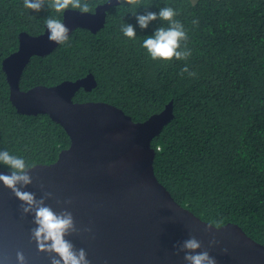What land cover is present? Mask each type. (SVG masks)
I'll return each instance as SVG.
<instances>
[{
  "label": "trees",
  "instance_id": "trees-1",
  "mask_svg": "<svg viewBox=\"0 0 264 264\" xmlns=\"http://www.w3.org/2000/svg\"><path fill=\"white\" fill-rule=\"evenodd\" d=\"M109 0H88L90 11ZM39 12L23 0H0V151L29 169L55 163L71 140L49 115L28 116L10 99L3 62L19 49L20 35L46 30L49 17L64 19L47 4ZM163 7L177 11L187 32V60L152 61L143 40L159 19L141 29L135 16ZM193 21H198L194 24ZM130 24L135 39L123 35ZM187 66L195 76L181 75ZM93 74L98 86L75 101L106 102L144 122L173 101L175 118L153 141L159 181L175 200L213 225L234 223L264 245V0H142L138 9L113 6L97 33L78 28L51 54L35 56L21 88L54 86ZM0 169L9 170L0 165ZM10 171V170H9Z\"/></svg>",
  "mask_w": 264,
  "mask_h": 264
},
{
  "label": "water",
  "instance_id": "water-1",
  "mask_svg": "<svg viewBox=\"0 0 264 264\" xmlns=\"http://www.w3.org/2000/svg\"><path fill=\"white\" fill-rule=\"evenodd\" d=\"M117 5V0H109L95 12L68 10L62 23L69 28V37L78 28L97 33L105 27L108 10ZM48 35L47 27L38 36L21 33L19 49L3 62L17 111L49 115L71 140L55 163L29 169L33 183L24 190L37 199L50 192L48 206L72 213L78 232L66 238L86 251L89 264H186L184 253L175 254V246L191 236L217 264H264V245L242 227L202 220L159 181L153 141L175 118L173 101L146 121L135 122L115 105L75 101L81 89L97 88L93 74L54 86L21 88L33 57L47 56L60 45L50 42ZM0 174L10 171L0 169ZM66 200L71 204L65 205ZM33 219L22 215L20 202L0 182V264H18L17 252L23 253L25 264H50L48 254L40 253L31 239ZM213 238L218 243L210 247Z\"/></svg>",
  "mask_w": 264,
  "mask_h": 264
},
{
  "label": "clouds",
  "instance_id": "clouds-1",
  "mask_svg": "<svg viewBox=\"0 0 264 264\" xmlns=\"http://www.w3.org/2000/svg\"><path fill=\"white\" fill-rule=\"evenodd\" d=\"M141 2L142 0H117L118 6L129 9L140 8ZM23 5L24 8L39 13L46 5V0H23ZM47 6L58 14L68 10H79L82 14L90 11L88 0H50ZM133 15L142 30L147 29L149 24L157 19L168 25L158 28L152 36L143 40L142 47L152 61L167 65L174 59L187 60L191 56V50L187 48L186 43L187 32L183 24L175 19L178 13L172 7L161 8L158 15L153 12H147L144 15H137L134 12ZM193 23L197 24L198 21ZM45 24L50 42L56 44L68 42L69 28L61 20L49 17ZM121 32L129 39L136 38L135 29L130 24H124ZM183 73H188L189 76L196 75L190 72L187 66L181 70V75ZM0 165L10 170V174H0V182L18 199L22 215L34 217L32 223L35 227L31 229L30 235L38 251L48 254L50 264H89L86 251L83 248L76 249L74 244L66 238L78 232L72 213L67 208L56 212L48 206L46 200L53 198L50 192H44L43 196L37 199L34 193L24 190L33 183V178L29 175V165L25 160L3 150L0 151ZM64 204L70 205L71 200L64 201ZM217 243L213 238L209 246H215ZM175 247L176 255L184 253L183 259L186 264H217L215 257L211 256L207 250L201 251L202 244L194 236ZM223 251L227 253V249ZM16 259L18 264H25L22 252H17Z\"/></svg>",
  "mask_w": 264,
  "mask_h": 264
},
{
  "label": "rangeland",
  "instance_id": "rangeland-1",
  "mask_svg": "<svg viewBox=\"0 0 264 264\" xmlns=\"http://www.w3.org/2000/svg\"><path fill=\"white\" fill-rule=\"evenodd\" d=\"M196 1V0H195Z\"/></svg>",
  "mask_w": 264,
  "mask_h": 264
}]
</instances>
